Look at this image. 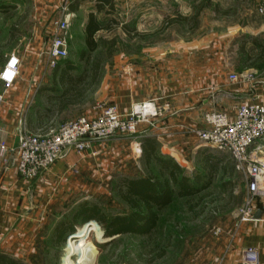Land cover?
I'll return each mask as SVG.
<instances>
[{
	"label": "crops",
	"instance_id": "crops-1",
	"mask_svg": "<svg viewBox=\"0 0 264 264\" xmlns=\"http://www.w3.org/2000/svg\"><path fill=\"white\" fill-rule=\"evenodd\" d=\"M48 2H53L51 10L59 18L66 14V11H61V7L67 2L68 24L72 30L70 34L77 33V38L81 37L83 42L79 56L87 53L85 38L91 18L109 27L101 28L93 34L92 39L96 43L93 51L103 41L101 32H110L118 27L115 24L109 25L116 7L114 2L112 8L99 0ZM143 3L145 7H136L131 15L129 34L131 39L146 40L155 25L162 23L160 32L164 43L161 53H153L150 49L141 50L140 53L138 50L133 53H118V63L113 67V73L106 69L101 80L97 77L98 89L100 101L113 104L123 116L128 115L133 106L149 101H153L159 108V115L138 123L133 135L116 134L106 141L96 143L95 157L68 151L62 159L39 175L33 184L34 196L26 181L17 173L11 154L0 151V254L25 263L22 256L27 243L35 237L36 224L42 221L41 213L46 208L45 203L62 202L65 199L62 196L63 191L68 192L74 183L84 182L91 174L96 178H105L112 171H116L134 179L138 177L133 176L145 177L151 171L152 174L157 172L159 176V166L151 162L147 167L141 159V143L148 139L154 142L158 153L171 157L182 168L189 159L196 157L200 162L203 156L209 154L224 157L232 167L231 174L236 170L231 159L224 153H206L207 146L190 131L204 128V115L212 110L224 111L232 116L239 103L251 102L256 98L264 103V37L261 16L257 10L254 13L249 8L235 11L225 19H219L218 14L212 13L205 27L198 7L182 9L178 5L171 12L167 6L155 13L149 7L148 1ZM195 12L197 15L193 20ZM176 17H184L186 20H174ZM167 18L173 22L167 25ZM175 26L180 28L177 33ZM204 27L205 38L209 40L208 50L202 34ZM190 32L192 36L186 39L185 35H190ZM39 38L36 35L21 50L4 54L0 60L2 67L10 56L18 59V74L14 81L10 84L1 81L0 84V142L4 141L9 146L17 144L21 128L34 131L48 123L51 116L57 115L70 105L79 104L84 95L82 89L75 93L73 88L76 85L67 83L66 80L72 81L75 78L72 73L75 63L69 59L58 63L54 68L50 67L48 45L44 46ZM107 56L111 57V53H107ZM127 57L129 63L123 64L121 59ZM100 65L101 61H97L96 66ZM62 73L67 76L66 81L60 79ZM240 73H249L252 79H228V75ZM91 112L87 108L82 115H89ZM210 161L209 163H216V159ZM200 165L202 166L201 162ZM159 178L161 179L160 176ZM165 180L173 189L170 179L167 177ZM198 182L200 180L194 182V188ZM209 182V178L203 181L201 188ZM196 189L198 192L199 189ZM173 194L174 190L170 198ZM246 194L245 182L242 204ZM165 198L162 197L161 200ZM84 202L89 201L78 204ZM257 211L260 213L258 219L240 222L241 233L235 253L222 263H239L243 251L252 247L256 250L259 263L264 264L263 200H255V212ZM89 221L94 220L88 219L81 225ZM77 226L65 237H70L72 241L73 235L83 228L82 226L76 231ZM88 235L87 232L84 238L78 239L82 246L80 243L76 246L87 248L88 243L87 247L83 243ZM102 235L104 236V231ZM65 248L67 250V244ZM65 253L61 258L62 263L67 256ZM85 254L86 252L83 255Z\"/></svg>",
	"mask_w": 264,
	"mask_h": 264
},
{
	"label": "rangeland",
	"instance_id": "rangeland-1",
	"mask_svg": "<svg viewBox=\"0 0 264 264\" xmlns=\"http://www.w3.org/2000/svg\"><path fill=\"white\" fill-rule=\"evenodd\" d=\"M48 1L51 0H0V5L4 6V9L7 8V10L0 11V54L8 55L21 50L36 35H39V40L49 48L53 34V22L59 19V16H56V12L51 10L53 2ZM146 1L149 2V7L155 13L167 6L171 12L176 10L178 5L182 9H188L190 6L198 7L205 27L212 13L218 14L219 19H225L242 8H249L254 13L256 10L258 12L259 8H264V0L114 1L116 7L109 25L116 22L118 27L110 32H101L100 35L104 38L95 51L87 50V53L79 56L83 42L81 37L77 38V33L70 34L72 30L68 26L67 56L58 63L69 59L75 63L72 73L75 76L81 74L82 77L78 84H74L77 89H73L75 93L78 89L84 90V95L79 104L70 105L58 112L57 115L51 116V119H48L50 120L48 124L57 125L62 121L82 116L83 111L87 108L92 110L97 103H104L100 101L97 77L99 76L101 80L106 69L109 73H113V67L118 63V60L116 61L118 53H133L135 50L140 53L145 49H150L153 53H161L164 43L162 32H160L162 23L155 25L152 34L146 40L131 39L130 34H125L120 28L122 24L131 27V15L136 11V7L144 8L143 2ZM261 18L263 26V17L261 16ZM12 25H14L13 28H11ZM205 27L202 28L204 38L206 36ZM10 29H13L12 34L9 32ZM175 29L177 33L180 28L175 26ZM11 35H14L15 38L9 40ZM188 35H185L186 39L190 38L192 33L190 32ZM204 40L206 41L204 45L208 50L209 40L206 38ZM107 53H111V57H108ZM97 61H101V65L94 68V63ZM121 61L123 64H128L129 58H122ZM23 129L21 128L20 133ZM205 150L206 153L220 155L210 147ZM221 166L222 164H218L214 171H209L200 165L196 157L189 159L186 166L183 167L182 175L191 180L196 175H203L198 179L200 180L196 186L199 189L198 192L184 197L173 194L165 206L155 209L157 223L155 228L148 233H125L105 239V236L102 235L103 229L96 223L101 231V236L107 243L101 247L95 264H225L222 261L230 257L233 252L235 253L239 242L241 228L237 213L242 206L241 199L245 192V182L242 172L233 170L231 175H226L222 173ZM88 177L82 183H74L68 192L63 191L62 196L65 199L62 202L44 204L46 208H43L44 212L41 213L42 221L36 224L35 237L33 236L32 241L27 243V248L22 256V261L25 264H64L61 258L70 237H65L63 242L55 246L51 238L52 227L59 219L68 217L70 210L81 201L87 200L98 205L107 216L126 215L131 212L132 209L121 200L115 190L117 179L127 177L125 174L112 171L105 178L100 176L96 178L92 174ZM160 177L164 179L167 178V175H160ZM208 178L210 180L208 185L201 188L202 182ZM22 179L26 181L30 193L34 196L33 184L38 180V177L32 180ZM80 227L82 225L77 226L76 231ZM95 237V233L91 231L88 241L92 243ZM72 242L74 246L80 243L77 238L72 239ZM67 247L70 246L67 245ZM69 259L71 264H75L74 256Z\"/></svg>",
	"mask_w": 264,
	"mask_h": 264
},
{
	"label": "built area",
	"instance_id": "built-area-1",
	"mask_svg": "<svg viewBox=\"0 0 264 264\" xmlns=\"http://www.w3.org/2000/svg\"><path fill=\"white\" fill-rule=\"evenodd\" d=\"M116 0H113V2ZM53 22V34L47 51L48 64L56 67L67 56L68 13ZM263 17L264 8L258 9ZM264 37V35H263ZM18 74V59L10 56L0 68V81L10 84ZM228 79L249 81V73L230 74ZM2 94H0V101ZM159 108L153 101L133 106L123 116L114 105L97 103L91 114L82 115L57 125L44 124L34 131L23 130L17 144L9 146L0 142V151L9 153L17 173L24 179H35L68 151L95 156L94 145L116 133L133 135L137 125L148 117L158 116ZM205 127L191 129V133L207 147L227 155L237 171L244 175L247 185L246 198L237 213L240 222L253 220L255 200L264 201V103L257 98L239 103L231 116L224 111L212 110L204 115ZM261 264L256 250L245 249L239 263Z\"/></svg>",
	"mask_w": 264,
	"mask_h": 264
},
{
	"label": "trees",
	"instance_id": "trees-1",
	"mask_svg": "<svg viewBox=\"0 0 264 264\" xmlns=\"http://www.w3.org/2000/svg\"><path fill=\"white\" fill-rule=\"evenodd\" d=\"M104 4H107L109 8L113 7V0H99ZM5 7L0 5V11L7 10ZM197 15L195 12L192 19L194 20ZM186 20L184 17H176L174 20ZM173 22L172 19H165V23L168 25ZM118 26V23H114ZM14 25L11 26L13 28ZM108 29L106 25H101L96 22L94 19H90L87 25V32L85 38V45L87 50L93 51L96 47V43L93 41V34L101 29ZM120 28L126 33H130V28L126 25H120ZM13 29H10L9 32L13 33ZM14 35H11L9 40L14 39ZM2 54H0V60ZM65 64H68L65 62ZM97 62L94 63V68L96 67ZM67 72V71H66ZM65 72V73H66ZM62 73L60 79L66 81L67 83L71 82L72 85L79 83L81 81V74H77L75 78L68 80L67 77ZM153 141L148 139L145 142L141 143L142 146V162L147 167L151 162L159 166V176H164L165 174L170 179L173 189L164 179H160L159 176L150 173L145 177L138 178H127L121 177L117 179L115 190L119 195L122 201H124L132 210L129 214L126 215H116V216H107L98 205L91 202H84L78 204L74 207L68 217L61 218L52 227L51 238L55 246L60 242H63L65 236L71 233L77 225H81L88 219H93L96 221L104 231L105 237H111L118 234H145L153 230L157 223V214L155 209H161L165 206L172 194L173 190L175 191L176 196H191L197 192V189L194 188V182L198 181L202 175L194 177L192 180L188 177L182 175L183 168L179 166L171 157L162 155L158 153L153 145ZM210 156V157H209ZM202 157V156H201ZM211 159H216V163L212 164ZM225 158L222 156H212L205 155L201 159V164L209 171H214L218 164H222L223 174H231L232 167L228 164V161H224ZM216 165V166H215ZM162 197H166L164 200H161ZM83 228L78 231L73 238L82 239L87 235V232L90 234L91 231L95 233V240L90 243L88 238L85 240L83 245L87 248H81L74 246L71 239L68 240L65 255L69 256L72 259V256L75 257V264H95L96 257L101 251V247L107 243V241L101 236V231L97 224L93 221H89L82 225ZM86 243L88 245L86 246ZM85 250V251H84ZM84 252H86L85 255ZM0 264H25L17 261L16 259L0 254Z\"/></svg>",
	"mask_w": 264,
	"mask_h": 264
},
{
	"label": "bare ground",
	"instance_id": "bare-ground-1",
	"mask_svg": "<svg viewBox=\"0 0 264 264\" xmlns=\"http://www.w3.org/2000/svg\"><path fill=\"white\" fill-rule=\"evenodd\" d=\"M63 263L64 264H71V260L69 259L68 256H65L64 259H63Z\"/></svg>",
	"mask_w": 264,
	"mask_h": 264
},
{
	"label": "water",
	"instance_id": "water-1",
	"mask_svg": "<svg viewBox=\"0 0 264 264\" xmlns=\"http://www.w3.org/2000/svg\"><path fill=\"white\" fill-rule=\"evenodd\" d=\"M259 216H260V213H259V211H257V212L254 213L253 218H254V219H258ZM65 251H66V250H65Z\"/></svg>",
	"mask_w": 264,
	"mask_h": 264
}]
</instances>
